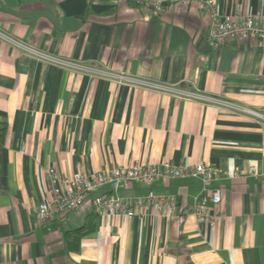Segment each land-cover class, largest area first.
<instances>
[{"label": "crops", "instance_id": "1", "mask_svg": "<svg viewBox=\"0 0 264 264\" xmlns=\"http://www.w3.org/2000/svg\"><path fill=\"white\" fill-rule=\"evenodd\" d=\"M216 7L222 18L264 15V0ZM210 24L200 0L168 3L158 17L139 0H0V264H264V122L223 103L264 115V43L216 45ZM119 73L218 101L120 82ZM164 160L219 169L214 226L194 214L203 183L193 176L105 184L61 218L37 217L52 166L92 175ZM250 166L247 176L225 175ZM150 190L176 196V208L129 217L91 203Z\"/></svg>", "mask_w": 264, "mask_h": 264}, {"label": "built area", "instance_id": "2", "mask_svg": "<svg viewBox=\"0 0 264 264\" xmlns=\"http://www.w3.org/2000/svg\"><path fill=\"white\" fill-rule=\"evenodd\" d=\"M144 14L148 17L160 16L168 3H176L190 0H139ZM210 13L211 24L209 36L216 45H224L230 40L236 39H259L264 43V15L252 13L243 14L241 12L226 18H222L216 7V0H200ZM0 35L6 37L2 32ZM18 43V42H17ZM27 52L37 58L76 66L74 62L59 59L38 48L20 44ZM120 82H133L144 84L152 88L174 92L183 97L204 99L206 101H218L217 99L202 96L194 92H184L179 89L162 83H153L129 75L119 73L113 74ZM226 106L241 109V111L254 114L263 119L264 115L248 108H242L223 102ZM255 168L250 166L247 170L237 169L232 172L226 171L228 177L247 176L254 173ZM193 176L201 179L203 183L202 191L196 197L194 203V214L197 218L208 221L210 226H214L217 216L214 206L221 201V188L214 185V181L219 178V169L204 163L175 165L169 160L161 163H135L130 166L109 168L98 173L87 175L83 172H76L72 175H65L54 166L47 170L48 188L41 201L37 205V217L41 222L61 218L72 210L80 208L88 199L91 192L99 187L110 184L114 191L121 187L128 186L130 182L138 180L145 183H152L163 177L176 178ZM92 206L99 214L133 216L137 211L147 209L162 210L169 206L176 208L177 197L158 195L153 190L147 194L137 195L130 198L120 196L99 195L91 199Z\"/></svg>", "mask_w": 264, "mask_h": 264}, {"label": "trees", "instance_id": "3", "mask_svg": "<svg viewBox=\"0 0 264 264\" xmlns=\"http://www.w3.org/2000/svg\"><path fill=\"white\" fill-rule=\"evenodd\" d=\"M6 132H7L6 122H0V144L4 143ZM76 231L85 234L86 232L89 231V228L87 226H84Z\"/></svg>", "mask_w": 264, "mask_h": 264}]
</instances>
